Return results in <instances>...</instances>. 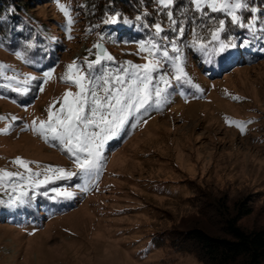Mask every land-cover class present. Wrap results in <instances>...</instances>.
<instances>
[{
    "label": "rangeland",
    "instance_id": "obj_1",
    "mask_svg": "<svg viewBox=\"0 0 264 264\" xmlns=\"http://www.w3.org/2000/svg\"><path fill=\"white\" fill-rule=\"evenodd\" d=\"M85 8L84 0L33 6L35 15L52 19L50 28L57 15L72 21L71 37L49 67L0 50V174H17L0 178V264H203L186 232L197 226L223 238L220 198L231 216L236 202L250 208L240 223L245 230L264 227V59L209 79L179 64L200 87L195 91L170 80L160 57L164 66L152 88L165 87V75L167 99L127 117L101 149L98 173H82L74 156L33 130L59 114L65 99L73 101L79 76L91 77L95 87L102 83L97 77L148 63L140 44L118 45L113 55L125 57L110 55L105 66L92 61L111 51L97 47ZM45 177L37 187L34 181ZM21 191L26 196L17 206Z\"/></svg>",
    "mask_w": 264,
    "mask_h": 264
},
{
    "label": "trees",
    "instance_id": "obj_2",
    "mask_svg": "<svg viewBox=\"0 0 264 264\" xmlns=\"http://www.w3.org/2000/svg\"><path fill=\"white\" fill-rule=\"evenodd\" d=\"M55 1L57 0H0V50L18 56L27 64L43 63L45 67H49L51 62L57 60L58 53L65 48L62 43L67 42L68 33L71 37L72 31L68 28L70 24L67 19L57 15L50 28L47 22L52 19H43L32 11L34 5L51 7ZM81 1L75 0V4L79 6ZM84 1L90 33L98 36L97 47L104 49L103 54L106 50L111 51L104 58L99 56L92 61L99 59L102 62L110 55L114 58L125 57L119 53L113 55L115 47L120 44L137 46L142 42L155 41L168 47L169 55H179L180 59L175 63L196 66L200 75L209 79L230 66L240 67L243 62L252 63L264 59V0H244L249 10L237 12L244 22L243 27L233 25L229 16L214 13L207 7L202 8L203 12H197L191 0H173L168 8L157 4L156 0ZM250 9L256 11L251 12ZM168 12L173 14L171 20ZM113 16L117 22L106 23ZM221 19L225 20L226 26L224 32L220 33V40L231 41L235 45L227 53L214 51L218 42L213 41L211 36ZM156 24H160L163 29L159 35L155 32ZM177 29H183L182 36ZM170 41L175 43L179 53L171 51ZM201 44L206 45L203 51L200 50ZM165 62V68L171 72L169 79L174 80L173 60L169 56V60ZM181 67L186 69V66ZM189 76L185 74L183 81H189ZM193 82L188 84L193 90L199 91L200 87L197 89ZM40 199L36 202L37 208L40 206ZM217 202L221 208L218 211L223 216V238L213 237L197 226H191L186 232L187 239L197 246L199 254L195 252L199 255L198 258L203 264H264V227L245 230L240 225L243 219L252 214L250 208L241 201L236 202L235 213L231 216L223 199L220 198ZM174 247L181 249L176 244L172 246Z\"/></svg>",
    "mask_w": 264,
    "mask_h": 264
},
{
    "label": "snow or ice",
    "instance_id": "obj_3",
    "mask_svg": "<svg viewBox=\"0 0 264 264\" xmlns=\"http://www.w3.org/2000/svg\"><path fill=\"white\" fill-rule=\"evenodd\" d=\"M57 2L59 3V0ZM156 2L164 8H168L173 4V0H156ZM191 2L195 5L197 12H203L201 8L203 3L212 12H220L229 16L230 22L240 27L244 26V22L237 15L236 10H249L244 0H191ZM218 3L220 7L217 6ZM60 9L65 17L69 16V12L65 10L63 5H60ZM250 11L255 12L256 10L250 9ZM167 15L171 20L172 12H168ZM137 19L139 20L140 17L138 16ZM107 22L116 23L117 19L113 16ZM68 23L71 24L72 21L69 19ZM225 26V20L221 19L216 29L211 33L213 41L218 42L217 48L214 49L218 53H227L230 48L235 47L231 41L220 40V33L224 32ZM162 31L161 25L156 24L155 32L159 35ZM177 31L181 36L183 35V29H177ZM164 39L167 38L165 37ZM169 43L171 44V51L179 53L175 43L171 41ZM205 48L206 45H200L201 51L205 50ZM139 49L147 52L145 59L148 63L132 65L130 70L124 69L123 74H117L114 77H97L96 79L102 83H97L95 87L91 86V77L86 75L79 76L74 82L80 88V92L73 101L69 103L65 99L59 114L55 116L50 114L47 123L41 122L38 128L34 127L33 129L43 136L46 141L50 138L52 141L58 142L69 154L75 157L80 171L86 175L99 172L101 167V149L109 138L116 136L119 130L123 128L127 117L131 116L133 111L137 113L141 112V110L147 111V107L150 104H155L158 107L162 101L167 99L166 93L171 84L165 75L160 77V81L165 87L161 88L157 85L153 90L152 85L155 81L153 74L163 68V61L169 60L168 47L155 41H148L147 43L142 42L139 45ZM160 57L163 58V61ZM108 59L111 60L112 57L108 56ZM172 59L175 71L173 78L181 81L184 79L183 68L175 63L180 57L177 55ZM96 63H100V60L98 59ZM72 67L70 65L69 69L71 70ZM90 69L91 65H89ZM45 75L49 74L45 73ZM32 79L35 78L33 77ZM85 81H87V84L84 83ZM185 82L190 83V81ZM100 92H103V95ZM67 95L70 96L72 94L68 93ZM153 96H155L154 100ZM33 124L35 125V121ZM237 127L243 128L244 125L238 124ZM49 134H51L50 137ZM16 163L20 164L26 171H30L28 165L23 161L17 160ZM56 171L63 172L62 169ZM13 175L17 174L3 172L0 174V178ZM19 175L23 178L22 174ZM28 179L31 180L32 176L29 175ZM48 180H50V177L34 181V183L37 187H40ZM55 191L57 195H62L59 190ZM66 195L71 194L68 193ZM25 196L26 193L21 191L20 197L16 201L17 206L24 202L22 198ZM8 207H12V205L9 204Z\"/></svg>",
    "mask_w": 264,
    "mask_h": 264
},
{
    "label": "water",
    "instance_id": "obj_4",
    "mask_svg": "<svg viewBox=\"0 0 264 264\" xmlns=\"http://www.w3.org/2000/svg\"><path fill=\"white\" fill-rule=\"evenodd\" d=\"M100 51H98V53H99Z\"/></svg>",
    "mask_w": 264,
    "mask_h": 264
}]
</instances>
